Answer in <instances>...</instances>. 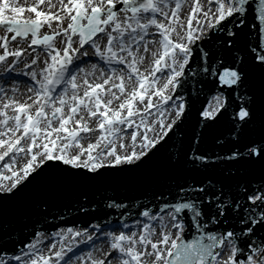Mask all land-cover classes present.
<instances>
[{"label": "snow or ice", "instance_id": "snow-or-ice-1", "mask_svg": "<svg viewBox=\"0 0 264 264\" xmlns=\"http://www.w3.org/2000/svg\"><path fill=\"white\" fill-rule=\"evenodd\" d=\"M0 33V264H264V0H0Z\"/></svg>", "mask_w": 264, "mask_h": 264}, {"label": "water", "instance_id": "water-1", "mask_svg": "<svg viewBox=\"0 0 264 264\" xmlns=\"http://www.w3.org/2000/svg\"><path fill=\"white\" fill-rule=\"evenodd\" d=\"M2 35V33H0ZM207 103L206 97H200V100L195 104L192 122L198 116V113L195 111L196 108L202 107V103ZM190 144V138L186 137L185 147L187 148ZM200 151L207 153L212 150H219L220 145H217L214 140L209 137L208 140L202 143L200 146ZM7 159V158H6ZM161 161L154 162L149 168L138 172L130 174L122 181L113 182V181H104L97 184L95 187L85 190V193L78 192H66L55 198L49 204V211L53 209L60 211L63 209H71L73 204L78 202L82 194H86L88 197L89 203H95L96 197L103 198L105 193L113 192L116 199H130V198H139L146 194L143 188L139 187L141 182H147L151 178L153 169L159 167ZM10 175V174H9ZM189 175V174H186ZM194 175V174H191ZM39 191L38 187H34L28 191L24 196H22L18 201L12 202L6 206L4 219L8 222L16 223L18 227H26L27 225L21 224V221L27 219L28 223L31 224L32 217L35 215L33 206H32V193ZM102 215L101 213H87L79 216H73L70 220L66 221L69 226L73 224H83L88 225L91 221L96 219L98 216ZM55 227V226H49ZM23 239V238H22Z\"/></svg>", "mask_w": 264, "mask_h": 264}, {"label": "rangeland", "instance_id": "rangeland-1", "mask_svg": "<svg viewBox=\"0 0 264 264\" xmlns=\"http://www.w3.org/2000/svg\"><path fill=\"white\" fill-rule=\"evenodd\" d=\"M85 227H87V225H84Z\"/></svg>", "mask_w": 264, "mask_h": 264}]
</instances>
